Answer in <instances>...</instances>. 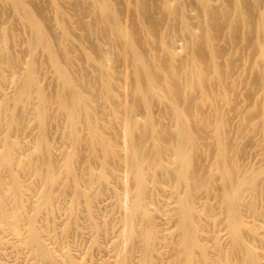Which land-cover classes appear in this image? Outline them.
I'll return each instance as SVG.
<instances>
[{"label": "bare ground", "instance_id": "obj_1", "mask_svg": "<svg viewBox=\"0 0 264 264\" xmlns=\"http://www.w3.org/2000/svg\"><path fill=\"white\" fill-rule=\"evenodd\" d=\"M47 1L45 7L38 0H0V234L8 228L31 247L36 264H64L46 243L39 222L45 218L54 223L55 201L70 190L72 220L82 208L90 219L95 217L93 196L76 171L87 149L92 161L100 163L99 184L107 185L119 165L134 177L133 213L146 226L140 240L129 236L130 248L118 264H131L136 250L141 252L140 264H157L162 258L157 255V224L146 209L153 190L164 191L161 174L173 179L178 197V222L167 243L176 264H216L209 243L224 264H264L259 251L264 239L255 236L241 210L245 206L252 217L264 220L257 198L246 200L242 194L264 190V166L241 171L246 145L237 143L231 130L232 115L240 113L251 131L262 132L264 146V3L256 15L259 0ZM48 8L54 12L52 19ZM124 9L128 18L136 17V24L124 20ZM8 11L15 21H3ZM191 11L199 26L188 15ZM90 15L93 20L87 21ZM17 24L20 33L14 31ZM77 29L83 33L79 39L74 36ZM23 33L29 35L26 59L12 48ZM94 36L119 43L124 73L115 53L106 58L99 43L91 40ZM176 37L183 41L181 50L174 47ZM74 43L81 47L84 67L73 54ZM225 43L236 50L228 55ZM244 49L245 70L238 71L239 50ZM40 54L54 72L56 92L43 81ZM120 79L131 86L132 97L117 104L113 99ZM5 85L15 88L12 95L2 93ZM258 90L261 94L256 96ZM155 98L168 102L158 121ZM52 107L55 113L50 116ZM64 117L66 149L56 155L50 123L59 124ZM117 122L124 124L130 143L124 156L115 144ZM33 125L39 130L37 142L21 156L14 133ZM242 131L236 133L241 136ZM146 141L150 154L142 148ZM200 188L215 193L228 247L206 230L211 206L196 202ZM29 193L36 196L32 202ZM217 220L211 218V223ZM67 263L78 264L70 257Z\"/></svg>", "mask_w": 264, "mask_h": 264}, {"label": "rangeland", "instance_id": "obj_2", "mask_svg": "<svg viewBox=\"0 0 264 264\" xmlns=\"http://www.w3.org/2000/svg\"><path fill=\"white\" fill-rule=\"evenodd\" d=\"M259 2L256 15L261 12L264 0H259ZM38 4L47 7L48 1L38 0ZM216 5L220 6V1H216ZM47 12L48 16L52 19L54 17V12L49 8ZM124 15L126 16H124V20L126 19L129 25L137 23L135 16H131L130 18L127 17V11L125 9ZM188 15L195 25L199 26V21L195 17V13L191 11ZM15 18L14 13L8 11L3 21H15ZM86 20L92 21L93 16H87ZM14 31L16 33L21 32L19 24L16 25ZM53 32L54 35L57 33V29L54 28V26ZM82 34L80 29L74 31L76 39L81 38ZM176 38L174 47L177 50H181L183 41L180 37ZM227 38L226 35L223 41L225 42ZM28 39L29 35L23 33L20 35L18 41L12 42L13 50L19 53L23 59L28 57V52L25 48ZM91 40L95 43H99V48L106 58L109 56V53L113 51V53H115L118 69L124 73L127 67L120 55L119 43L114 40L109 41L105 38L101 40L96 36L92 37ZM225 46L228 55L236 50V47L229 43H225ZM72 51L79 60V67H84L85 65L80 60L82 56L81 47L74 43L72 44ZM247 52L248 49L239 50V58L236 62L238 71L245 70ZM39 60L43 66V81L47 84L50 92H56L59 86L52 68L46 63L45 57L42 54L39 55ZM7 74L9 75L10 73ZM115 90L116 95L113 100L117 104H122L125 100L132 97L131 86H125L122 79L116 83ZM14 91L15 88L12 85H5L2 93L4 95H12ZM260 94L261 91L258 90L256 96ZM155 99L154 117L158 121L161 119V110L167 108L168 102L165 99ZM1 102L2 99L0 97V105ZM220 108L222 111H227L225 104H221ZM100 112L101 108L98 113L100 114ZM49 113L50 116H53L55 108H50ZM66 127L67 120L65 117L61 119L59 124L50 123L51 136H53L52 139L55 144L54 153L56 155L63 154L66 149L64 144ZM110 128L111 125H105V129L109 130ZM114 128L116 130V148L120 155L124 156L130 148V143L125 137L126 130L124 124L117 122L114 124ZM239 128L243 130L241 136L236 133ZM231 130L233 131L236 142L246 145L241 155V171L247 172L263 167L264 146L262 132L259 130L251 131L241 120L240 113L232 115ZM38 133L39 130L35 125L22 132L16 131L14 133L21 156H25L32 150L37 142ZM142 148L147 154L152 152L148 141L143 143ZM205 164L206 161L202 160V165ZM100 170L101 167L98 160L92 161L91 153L89 150L84 149L76 163V171H78L77 173L82 178V186L88 187L93 196V209L95 212V217L93 219H90L86 210L82 208L75 212L77 213V220H72L70 206L73 191L70 190L66 192L64 197H58L55 201L54 223L50 224L45 218H42L39 222L44 232L46 243L53 250L55 255L63 260L64 264H69L67 263V257H70L78 264H118L122 256L130 248L129 236L140 240L145 230L146 223L143 221L142 217L138 213H133L136 196L133 174L123 165L115 166L108 184L101 185L96 181ZM31 179V176L27 177L28 181H31ZM159 180L164 191L158 194L153 190L151 198L146 205L147 211L156 221L158 228L157 255H161L162 258L157 264H176L173 253L168 248L167 243L170 239L171 231L176 227L178 222V197L173 187V179L170 176L161 174ZM56 190H59V185L56 186ZM242 194L246 200H249L251 197H256L257 210L259 213L264 214V190L255 191L253 193L243 190ZM35 198L36 196L33 193L27 195V199L30 202L35 200ZM195 200L199 204H210L211 216L205 221L206 230L209 234L214 235L216 241L220 245L228 247L230 239L223 219V211L216 202L215 193L209 192L204 188L197 189ZM241 210L243 219L254 230L255 236L264 239V220L252 217L245 206H243ZM211 218H216V220H218L215 224H212ZM51 226H53V228H51ZM51 230L54 232L53 237L49 236ZM249 239L252 240L251 238ZM259 251L264 256V244L260 246ZM208 252L210 256L215 259L216 264H224L217 258L213 243H209ZM140 260L141 252L139 250L134 251L131 264H140ZM35 261V256L31 247L27 246L18 237L13 235L8 228H5L0 234V264H36Z\"/></svg>", "mask_w": 264, "mask_h": 264}]
</instances>
